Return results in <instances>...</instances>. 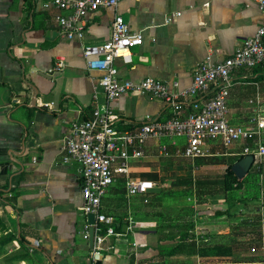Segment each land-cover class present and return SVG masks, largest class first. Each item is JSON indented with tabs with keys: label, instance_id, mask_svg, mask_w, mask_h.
Returning a JSON list of instances; mask_svg holds the SVG:
<instances>
[{
	"label": "crops",
	"instance_id": "1",
	"mask_svg": "<svg viewBox=\"0 0 264 264\" xmlns=\"http://www.w3.org/2000/svg\"><path fill=\"white\" fill-rule=\"evenodd\" d=\"M68 13L52 0H0V264H262L251 250L241 251L237 241L241 234L264 235V156L245 176L261 185L258 199L235 197L233 190L223 193L221 182L214 197L209 189L199 191L202 199L194 184V199L184 188L198 179L190 172L214 166L225 174L231 162L245 156L246 146L264 148V127H259L264 123V66L233 73L228 118L255 133L228 146L210 142L204 157H221L219 164L186 166L180 160L194 159L181 154L184 139L151 140L144 147L148 156L133 160L129 175L156 181V189L147 197L127 198L126 175H116L102 212L112 224L125 226L121 237L98 241L95 236L93 244L85 238L89 223L82 209L81 167L63 161L72 122L105 102L83 48L111 38L116 13L145 38L133 47L131 63L116 61L120 73L134 80H178L186 87L209 52L224 58L257 31L264 14L256 1L120 0L117 8L86 18L82 40L62 34L56 17ZM112 105L120 116L139 123L171 114L160 100L140 94L123 95ZM158 149L178 162L170 166L178 177L167 192L159 180L168 173L143 163ZM193 235L197 252L191 250Z\"/></svg>",
	"mask_w": 264,
	"mask_h": 264
},
{
	"label": "built area",
	"instance_id": "2",
	"mask_svg": "<svg viewBox=\"0 0 264 264\" xmlns=\"http://www.w3.org/2000/svg\"><path fill=\"white\" fill-rule=\"evenodd\" d=\"M119 1L52 0V4L60 10H69L68 14L56 17L62 34L68 40H82L86 18L102 9L117 8ZM255 1L264 14V0ZM144 39L141 31L133 30L124 16L116 13L111 38L102 44L83 48L87 68L97 75V87L105 102L97 103L88 117L72 122L64 140L63 161L75 162L81 167L82 209L86 216L95 215L94 231L98 241L106 235L123 236L122 232L115 231L113 219L102 212L103 198L117 174L126 175L127 198L136 195L147 197L157 187L156 181L129 175L131 162L146 156V142L184 139L185 147L181 154L195 159L207 155L206 147L212 141L222 140L228 146L247 140L255 133L229 120L228 98L234 85L235 70L264 66V17L257 31L237 44L230 55L219 59L212 51L209 52L197 66L191 84L186 87H181L178 80L170 82L152 76L134 80L120 73L116 61L131 63L132 48L143 44ZM128 94L160 100L171 109V114L141 123L126 119L112 104ZM259 127H264V123L259 122ZM243 152L244 155H254L255 162L263 160L264 148L260 146L255 149L246 146ZM104 225H109L106 234H102ZM89 226L86 227L85 238H89ZM251 250L255 253L257 248L252 247ZM257 255L264 264V238Z\"/></svg>",
	"mask_w": 264,
	"mask_h": 264
},
{
	"label": "rangeland",
	"instance_id": "3",
	"mask_svg": "<svg viewBox=\"0 0 264 264\" xmlns=\"http://www.w3.org/2000/svg\"><path fill=\"white\" fill-rule=\"evenodd\" d=\"M133 49L134 48H132V50ZM163 147L165 148V146H163ZM164 148L162 149L163 151H164ZM147 156L148 155L146 154V156L144 158H146ZM206 158H208V157H199V158H195L194 160H190V159L184 160L183 159V160H180V162L184 163L186 166H189V164H193L194 166L195 165L201 166L204 163H206V164H219L220 162L218 160L221 157L213 156V157H209L208 160ZM175 160H176V157H174V156L161 155L159 153V149H158V150H156V152H153V154L150 158L146 159L143 162L145 164V166H146V164H148L150 166H152L151 164H153V166H160L163 169L162 171H165L168 173V175L164 176L165 180H163V181L159 180V182H163L165 184L163 187V190H165L166 192L170 191L172 189L170 184L172 182H175V180L178 177V172L171 171V168H170V166H172L173 164L178 163L177 161L175 162ZM150 166H148V167H150ZM190 173H191L190 176L192 175L193 177L198 178L200 180H212V184L209 185L208 187H205V185L202 184L201 187L199 188V190L197 191V193L199 191H203V188L209 189V191H210L209 193H213V194H210L211 197H214L216 193L217 194L219 193L217 190L216 184L220 183L217 181L219 180V176L222 175V173L224 174V172H220L219 169H216L213 166V168L208 169L207 172H205L202 169L201 170L198 169L195 172L192 171ZM187 177H189V175ZM239 186H240V188L237 191L236 190L231 191L232 195H234L235 197H237L241 194V196H244V197L245 196L246 197H254V198L258 199L259 197L262 196L261 187H260L261 185L259 184V182H257V180L250 181L249 178L248 179L245 178L243 180V182H241L239 184ZM192 190H194V188L192 187L191 184H188L187 187L184 188V191H188V193L186 195H189V193H190V195L191 194L193 195L194 191L192 192ZM197 195H198V198H200L199 197L200 192ZM192 197L194 199V195ZM200 199H202V197ZM260 207L261 206H259L258 208L260 209ZM214 208H218V207L214 206ZM261 210H262L261 213L264 214V208L263 207L261 208ZM242 214H244V213H242ZM240 234H241V232H240ZM238 237L241 238V239H238V241H237L238 247L241 249V251L245 252L246 254L247 253L249 254L252 252V250H251L252 247H256L257 251L254 253L255 257H252L250 255L249 256L252 258H255L257 260H260L261 257L259 255H257V252H258V250H260L261 241L264 238V235H262V232H261V234L260 233H251L250 235L241 234V236H238ZM250 250H251V252H250Z\"/></svg>",
	"mask_w": 264,
	"mask_h": 264
},
{
	"label": "trees",
	"instance_id": "4",
	"mask_svg": "<svg viewBox=\"0 0 264 264\" xmlns=\"http://www.w3.org/2000/svg\"><path fill=\"white\" fill-rule=\"evenodd\" d=\"M241 158H243L242 156H240L237 160H240ZM235 160V161H237ZM235 161L231 162L229 164V166L227 167L226 169V172L224 174V177L223 179L220 181H217V182H221L222 184V189H223V192H227L228 190H234V189H237V188H240L239 184L241 182H243L244 179L240 180L238 179V177L235 175L234 171L232 170V166L235 164ZM185 183H190V184H194L196 186L197 189H199L201 187V185H205V187H208L209 185L212 184V180H200V179H196V181L193 183L192 180H190L189 182H185ZM210 183V184H209ZM109 225H104V229H103V232L102 234H106V230H107V227ZM114 226V229L116 232H125L124 231V228H123V224H113ZM11 237V236H10ZM11 238H9L10 240ZM191 250L192 252H197V249H196V244H197V241H196V238H195V235H193L191 237ZM8 241V240H6ZM220 248H224L225 247H222L220 246ZM224 252H227L226 250Z\"/></svg>",
	"mask_w": 264,
	"mask_h": 264
},
{
	"label": "water",
	"instance_id": "5",
	"mask_svg": "<svg viewBox=\"0 0 264 264\" xmlns=\"http://www.w3.org/2000/svg\"><path fill=\"white\" fill-rule=\"evenodd\" d=\"M255 161L254 155L248 154L245 155L243 158L238 160L233 166L232 170L234 171L235 175L238 177V179H243L248 171L250 170L251 166L253 165ZM88 223H89V238L91 244L94 243L95 240V231H94V224H95V215L89 214L88 215ZM125 228V226H124Z\"/></svg>",
	"mask_w": 264,
	"mask_h": 264
}]
</instances>
